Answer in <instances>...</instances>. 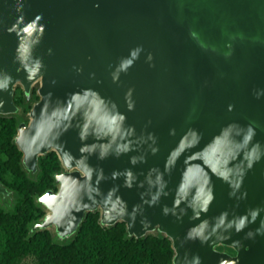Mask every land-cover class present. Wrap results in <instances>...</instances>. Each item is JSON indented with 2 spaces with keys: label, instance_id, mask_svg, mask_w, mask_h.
Instances as JSON below:
<instances>
[{
  "label": "water",
  "instance_id": "1",
  "mask_svg": "<svg viewBox=\"0 0 264 264\" xmlns=\"http://www.w3.org/2000/svg\"><path fill=\"white\" fill-rule=\"evenodd\" d=\"M16 88L20 168H61L29 236L97 212L171 264H264V0H0V116Z\"/></svg>",
  "mask_w": 264,
  "mask_h": 264
},
{
  "label": "trees",
  "instance_id": "2",
  "mask_svg": "<svg viewBox=\"0 0 264 264\" xmlns=\"http://www.w3.org/2000/svg\"><path fill=\"white\" fill-rule=\"evenodd\" d=\"M14 96L15 92L13 103L17 106L21 100ZM31 98L37 100L33 90ZM16 122L13 117L0 116V183L14 194L12 212L0 208V264H7L28 249L36 250L37 264H171L172 250L167 239L153 235L127 238L123 223L101 228L97 212L86 213L75 235L66 243H54L46 230L29 236L28 225L40 215L33 207L32 197L46 190L55 191L51 177L58 172L59 163L53 152L39 157L36 181L29 179L20 168L21 155L11 142ZM22 207L26 212L16 229L13 216Z\"/></svg>",
  "mask_w": 264,
  "mask_h": 264
},
{
  "label": "rangeland",
  "instance_id": "3",
  "mask_svg": "<svg viewBox=\"0 0 264 264\" xmlns=\"http://www.w3.org/2000/svg\"><path fill=\"white\" fill-rule=\"evenodd\" d=\"M18 91H20L18 88H16L14 90V92H15L14 99H16L17 101H18V99L21 100L20 102L17 103V107H19L20 111H19V114L16 115L15 117H13V118L15 119V121L22 120L24 122H27L28 121V119H27V112L30 109L32 103L34 101H36V100L33 98L28 105H25L24 106L22 104V95H21V92H20V95H19L18 94ZM60 170H61V168H60V166L58 164V172ZM34 181H36V179H34ZM34 198H35V196L32 197L33 207H34V209H36L40 213V215L36 216V219L35 220H39L46 213V210L38 207L35 204V202H34ZM13 206H14V204H10V207L7 209L6 212L7 213L8 212H12ZM25 212H26L25 207H22L13 216L12 225H13V227L15 226L16 229L19 226V223H20V221L22 219V216L25 214ZM47 232L49 234V237L52 239V237H53V228H49L47 230ZM1 246H2V238H1V235H0V250H1ZM7 264H37V252H36V250H33V249L24 250V251L20 252L19 254H17L16 256H14L13 258H11L8 261Z\"/></svg>",
  "mask_w": 264,
  "mask_h": 264
},
{
  "label": "clouds",
  "instance_id": "4",
  "mask_svg": "<svg viewBox=\"0 0 264 264\" xmlns=\"http://www.w3.org/2000/svg\"><path fill=\"white\" fill-rule=\"evenodd\" d=\"M211 199H212V197L209 196V201H210ZM242 223H243V222H241V226H242ZM197 264H199L198 259H197Z\"/></svg>",
  "mask_w": 264,
  "mask_h": 264
}]
</instances>
